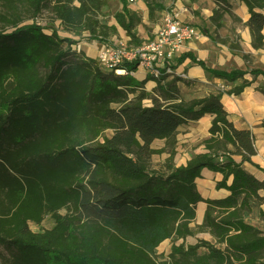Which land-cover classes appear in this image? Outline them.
I'll use <instances>...</instances> for the list:
<instances>
[{
	"label": "trees",
	"instance_id": "trees-1",
	"mask_svg": "<svg viewBox=\"0 0 264 264\" xmlns=\"http://www.w3.org/2000/svg\"><path fill=\"white\" fill-rule=\"evenodd\" d=\"M211 1L210 22L219 28L230 6ZM240 1L249 14L251 46L264 49V0ZM1 2L0 264H264V232L246 221L254 211L264 220V182L242 168L252 163L254 136L229 120L221 93L185 100L178 84L192 81L164 69L137 81L133 63L118 75L36 22L49 7L65 33L99 40L103 0ZM25 19L32 23L22 24ZM114 19L129 43L140 46L138 16L123 5ZM186 59L216 79L241 80L228 95L253 83L246 74L264 77L259 69L212 70L191 53H182L176 65ZM148 81L155 82L151 91ZM205 115L213 119L203 152L176 167L178 128ZM157 140L164 148H151ZM164 153L163 166L151 169V157ZM203 170L221 176L216 190L226 197L200 195L195 181ZM199 203L206 206L203 220L192 229ZM46 217L50 229H30ZM195 232L212 241L186 245ZM166 240L173 244L160 260L156 249Z\"/></svg>",
	"mask_w": 264,
	"mask_h": 264
},
{
	"label": "rangeland",
	"instance_id": "rangeland-1",
	"mask_svg": "<svg viewBox=\"0 0 264 264\" xmlns=\"http://www.w3.org/2000/svg\"><path fill=\"white\" fill-rule=\"evenodd\" d=\"M103 1H105V5L97 17L103 26L99 40L90 39L88 33H84L82 37L77 38V40L71 39L75 41V45L77 44L80 46L79 48L85 56L89 55L91 58L96 60L97 53L102 46L117 47L120 42L128 41L125 32L117 25L114 19V15L121 10L123 5L127 6L138 16L140 21L136 25L134 32L138 41L145 45H148L153 41L156 31L163 24L164 18L168 15L176 13L174 12L176 9H180L183 10L184 13L182 23L196 28L200 32L201 37L204 38L201 40L200 37L198 40L185 42L173 60L170 61V65L175 66V69L171 71L172 74L181 77L184 80L193 82L191 85H185L183 83L178 84L179 92L185 100L202 98L212 91H215V93H221V97H226L228 100H235L236 96L228 95L226 92L232 87L240 85L241 80L228 83L222 79H216L211 73L201 70L200 66L190 62L189 59H186L181 64L176 65L177 60L182 53L192 50L189 52H192L196 59L200 61L203 60L202 62L204 65L212 70L230 72L235 69L242 71L256 69L248 62V55L242 54L241 52H231L230 49H240L238 46V37H235L233 29L229 30L228 28H225L226 30H229L227 33H223L225 35H218L217 31L212 29V24L206 17L209 13V4L206 0H136L133 4H129L125 0ZM150 6L151 11L149 8ZM4 12H6L4 4L0 0V13ZM36 22L41 27L47 29L53 28L61 38L67 37V33H65L59 26V22L54 20L49 7L45 8L41 12V14L37 17ZM31 23L32 22L30 20L25 19L22 24ZM0 24L2 23L0 22ZM189 43L194 44V48L188 49ZM211 43L217 44L216 47L218 50L213 49ZM126 47L131 48L132 44L128 42ZM232 56H239L244 62V67L238 68L239 66L235 59L231 58ZM158 67L160 70L163 68L161 63L158 64ZM137 69H141L140 66L136 67V70ZM136 70L130 73V75H133ZM189 72H191L196 78L190 77ZM197 72L201 77H197ZM143 73L144 75L147 74L144 71ZM245 78H247V80L252 79L251 76H246ZM144 103L145 105H150L149 101H144ZM204 131L205 130L199 129L195 125H190L189 127H184L177 132L175 138L176 154L173 160L175 164H183L202 151V140L205 138ZM104 135L110 136L111 132L106 131ZM164 146V141H155L152 144V148L155 150L162 149ZM167 157V153L152 156L150 162L151 169L156 170L161 168ZM199 186L202 188L203 183L200 182ZM198 211L199 209H197V216H199ZM246 221L264 232V220H260L256 211L249 215L246 218ZM200 223L201 221L196 219V222L194 221L190 227L195 229V226ZM52 226V219L50 217H46L41 225L35 226L31 224L30 229L33 232H41L43 230L50 229ZM200 239L210 240L208 234L195 232L193 236L187 237L184 242L186 245H191ZM180 243L181 241L176 242V244ZM172 244L171 240H166L161 243L156 249V257L160 260L165 259L170 253Z\"/></svg>",
	"mask_w": 264,
	"mask_h": 264
},
{
	"label": "crops",
	"instance_id": "crops-1",
	"mask_svg": "<svg viewBox=\"0 0 264 264\" xmlns=\"http://www.w3.org/2000/svg\"><path fill=\"white\" fill-rule=\"evenodd\" d=\"M206 1H208V4H209V13L206 17L210 21V17L212 16V10L215 8V4L211 0H206ZM226 1L228 5L230 6V13L223 15L220 21L221 26L219 28H216L215 25L210 22L212 24V29L214 31H217L218 35H225L223 33H227V31H229L230 29H233L234 31L233 33L235 37H238V46L240 49L239 50L230 49L231 52H235V53L241 52L242 54L248 55L249 57L248 62L250 63V65L254 66V68L256 69H260L264 71V49L255 50L252 48L251 46L252 37H251L249 29L245 26V23L248 21V18H249V14H248V10L246 6L240 0H226ZM174 12L177 13L179 20L183 22L182 20L184 17L183 10L176 9ZM262 13L264 14V11ZM225 28H228L229 30H226ZM262 35L264 36V27L262 29ZM67 38L77 40V37H73L70 34H67ZM202 39L204 38L201 37V40ZM211 45L213 49L218 50L216 47L217 44L211 43ZM79 47L80 46L77 44L72 45V49L81 51ZM192 48H194V44L189 43L188 49H192ZM189 51H192V50H189ZM189 51L185 53L192 54V52H189ZM231 58L235 59V61L237 62L239 66L238 68L244 67V62L239 56H232ZM196 75L197 77H201L198 72ZM131 76H133L137 81L144 80L146 77L142 69H137L136 72ZM189 76L195 77L193 76L191 72H189ZM246 76H251L252 79L247 80V78H245ZM244 79L247 81H253V83H251L249 87H246L240 95L236 96L235 100H228L226 99V97L222 96L221 103L224 109L226 110V112L228 113L229 120L235 125V127L238 129H247L254 136L255 155L251 157L252 163L250 164V163L245 162L242 164V168L248 173H250L251 175H253L254 177H256L258 180L264 182V95L257 90V88L264 89V77L258 76L254 79L252 75L246 74L244 76ZM154 86H155V82L148 81L145 84V90L151 91ZM210 93H215V91H212ZM212 119H213L212 116L205 115L204 117H202L200 120L196 122H190L178 128V131L184 127L195 125L199 129L205 130L204 139H206L209 136L208 129L211 125ZM151 148H152V145H151ZM202 152H203V146H202V151H200L199 153H202ZM233 159L236 162H239V163L241 162V158L239 156H234ZM185 164L186 162L180 165L174 163L176 167L183 166ZM220 179H221V176L219 174L212 173L207 170H203L201 173V177L196 179L195 181L197 190L200 193V195L203 198H209V199H221V198L226 197L228 193L225 190H222V189L216 190V183ZM200 182L203 183V187H202L203 189L200 188L199 186ZM205 207L206 206L204 203H199L196 206L195 222H196V219H199L202 222L204 212H205ZM197 209H199L198 211L199 216H197ZM260 209L264 213V205H262ZM208 237L210 240H207V241H212L209 235Z\"/></svg>",
	"mask_w": 264,
	"mask_h": 264
},
{
	"label": "built area",
	"instance_id": "built-area-1",
	"mask_svg": "<svg viewBox=\"0 0 264 264\" xmlns=\"http://www.w3.org/2000/svg\"><path fill=\"white\" fill-rule=\"evenodd\" d=\"M133 4L136 0H125ZM200 32L187 24L182 23L177 13L164 18L162 26L156 31L153 41L140 46L132 45L127 48L129 42H120L117 47L102 46L97 53V62L105 69L114 71L118 75L126 74L122 68L125 63H133L153 77L160 76L164 69L166 73L171 72L170 61L176 56L185 42L198 40ZM161 63L163 68L158 69Z\"/></svg>",
	"mask_w": 264,
	"mask_h": 264
}]
</instances>
